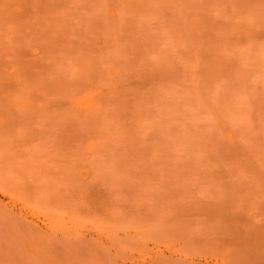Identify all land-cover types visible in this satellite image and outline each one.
I'll return each mask as SVG.
<instances>
[{"label":"rangeland","instance_id":"rangeland-1","mask_svg":"<svg viewBox=\"0 0 264 264\" xmlns=\"http://www.w3.org/2000/svg\"><path fill=\"white\" fill-rule=\"evenodd\" d=\"M0 264H264V0H0Z\"/></svg>","mask_w":264,"mask_h":264}]
</instances>
